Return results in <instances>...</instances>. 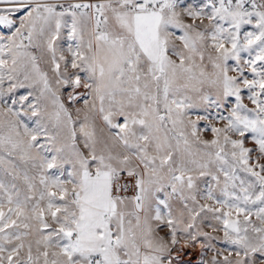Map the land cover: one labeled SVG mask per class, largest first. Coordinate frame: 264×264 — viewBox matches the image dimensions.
I'll list each match as a JSON object with an SVG mask.
<instances>
[{
  "label": "snow or ice",
  "instance_id": "snow-or-ice-1",
  "mask_svg": "<svg viewBox=\"0 0 264 264\" xmlns=\"http://www.w3.org/2000/svg\"><path fill=\"white\" fill-rule=\"evenodd\" d=\"M0 264H264V0H0Z\"/></svg>",
  "mask_w": 264,
  "mask_h": 264
}]
</instances>
